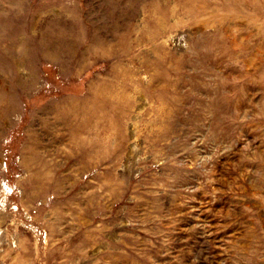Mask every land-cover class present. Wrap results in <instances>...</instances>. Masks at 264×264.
Instances as JSON below:
<instances>
[{
  "label": "rangeland",
  "instance_id": "374dc122",
  "mask_svg": "<svg viewBox=\"0 0 264 264\" xmlns=\"http://www.w3.org/2000/svg\"><path fill=\"white\" fill-rule=\"evenodd\" d=\"M0 264H264V0H0Z\"/></svg>",
  "mask_w": 264,
  "mask_h": 264
}]
</instances>
